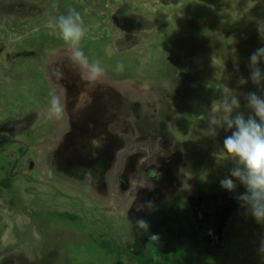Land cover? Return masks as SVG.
Instances as JSON below:
<instances>
[{"label":"rangeland","instance_id":"374dc122","mask_svg":"<svg viewBox=\"0 0 264 264\" xmlns=\"http://www.w3.org/2000/svg\"><path fill=\"white\" fill-rule=\"evenodd\" d=\"M70 8L105 69L96 82L47 27ZM260 20L264 0H0V264H142L188 216L200 239L199 251L184 240L191 264H264L244 186L220 185L231 132L203 135L223 87L245 118L246 94L264 97L249 78ZM50 93L61 120L47 119ZM178 245L175 234L171 257Z\"/></svg>","mask_w":264,"mask_h":264},{"label":"clouds","instance_id":"9594fccd","mask_svg":"<svg viewBox=\"0 0 264 264\" xmlns=\"http://www.w3.org/2000/svg\"><path fill=\"white\" fill-rule=\"evenodd\" d=\"M256 0H248V7H254ZM53 9L58 6L51 5ZM47 27L58 32L59 37L71 50V60L81 70L87 73L90 82H96L105 75V69L97 60H89L82 48V41L87 36V28L80 12L70 8L66 13H60L50 19ZM257 32L264 37V20L257 21ZM264 62V47L257 48L250 56V79L258 87L264 85V71L258 66ZM116 71L123 72V63L116 65ZM54 75L63 79V72L57 70ZM241 83L245 81L241 80ZM247 107L251 115L245 118L240 109V99L236 92L223 87L222 98L213 101L208 113V129L205 136H216L218 128H225L231 132L223 141V151L233 162L230 175L220 181L222 188L233 192L239 185L245 191L237 199L248 208L257 223L264 224V97L255 92L246 94ZM65 115V108L60 97L50 93L48 98L47 119L61 120ZM204 117V116H202ZM205 118V117H204ZM152 201L137 205V211L153 208ZM137 226L147 228L143 220L137 221ZM259 251L264 254V240L261 241Z\"/></svg>","mask_w":264,"mask_h":264},{"label":"trees","instance_id":"16d2710c","mask_svg":"<svg viewBox=\"0 0 264 264\" xmlns=\"http://www.w3.org/2000/svg\"><path fill=\"white\" fill-rule=\"evenodd\" d=\"M185 226H187L186 230H184ZM193 226V221L189 216L185 218V224H180L178 228L167 226L166 237L162 244V248L159 250L158 258H148L145 260L140 259L139 261L142 264H191L190 260L184 257L183 244L186 239L190 243V248L193 251H198L200 239L198 238L197 232ZM175 234L178 236L179 245L171 250V253L173 254L171 257L168 251V243ZM99 244L101 247H104L107 252H112L114 249L106 240H101Z\"/></svg>","mask_w":264,"mask_h":264},{"label":"flooded vegetation","instance_id":"af4514ba","mask_svg":"<svg viewBox=\"0 0 264 264\" xmlns=\"http://www.w3.org/2000/svg\"><path fill=\"white\" fill-rule=\"evenodd\" d=\"M194 229L197 231V229L195 228V226H194ZM198 235V234H197ZM198 238H199V235H198ZM198 251H199V249H198Z\"/></svg>","mask_w":264,"mask_h":264}]
</instances>
